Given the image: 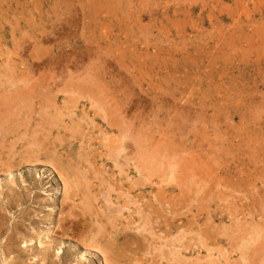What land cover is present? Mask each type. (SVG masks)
<instances>
[{
    "label": "rangeland",
    "instance_id": "obj_1",
    "mask_svg": "<svg viewBox=\"0 0 264 264\" xmlns=\"http://www.w3.org/2000/svg\"><path fill=\"white\" fill-rule=\"evenodd\" d=\"M0 70V264H264V0H0Z\"/></svg>",
    "mask_w": 264,
    "mask_h": 264
},
{
    "label": "bare ground",
    "instance_id": "obj_2",
    "mask_svg": "<svg viewBox=\"0 0 264 264\" xmlns=\"http://www.w3.org/2000/svg\"><path fill=\"white\" fill-rule=\"evenodd\" d=\"M20 34H21V33H20ZM21 40H22V39H21ZM16 45H17V44H16ZM31 45H32V44H31ZM17 46H18V45H17ZM4 64H5V63H4ZM10 65H11V64H10ZM5 67H7V66H5ZM5 67H4V68H5ZM10 67H13V68H14V66H10ZM2 68H3V66H2ZM4 68H3V69H4ZM12 70H13V69H12ZM0 71H1V70H0ZM7 71H8V70H7ZM7 71H6V73H8ZM13 71H14V70H13ZM13 71H11V73H13V74H11V75L15 76V74H14ZM6 73H5V75H7ZM0 75H1V74H0ZM5 75H4V77H5ZM8 75H10V74H8ZM16 75H17V74H16ZM219 75H220V73H219ZM220 76H221V75H220ZM7 78H8V76H7ZM9 78H10V77H9ZM15 78H16V77H15ZM22 78H23V77H22ZM219 78H220V77H219ZM4 79H5V78H4ZM12 79H14V77H13ZM27 79H28V78H27ZM19 80H20V79H19ZM23 80H24V79H23ZM2 81H3V80H2ZM20 81H22V80H20ZM26 81H27V80H26ZM218 81H219V80H218ZM5 82H6V81H4V82H2V83H5ZM8 82H9V80H8ZM12 82H13V81H12ZM9 83H10V82H9ZM20 83H21V82H20ZM218 83H220V82H218ZM218 83H217V84H218ZM33 84H34V83H33ZM2 85H3V84H2ZM11 85H14V86H15L14 83L11 84ZM223 85H224V83H223ZM217 86L219 87V85H217ZM217 86H216V87H217ZM8 87H9V86H8ZM220 87H221V86H220ZM1 88H2V87H1ZM3 88H4V87H3ZM5 88H6V87H5ZM3 90H4V89H3ZM221 90H222V88H221ZM215 91H216V90H215ZM224 91H225V90H224ZM216 92H219V91H216ZM15 93H16V92H15ZM219 93H220V92H219ZM223 93H224V92H223ZM216 95H217V94H216ZM224 95H225V94H224ZM38 97H39V96H38ZM14 99H16V98H14ZM185 99H186V98H185ZM23 100H24V99H23ZM42 100H43V99H42ZM19 102H20V101H19ZM48 103H49V102H48ZM55 104H56V103H55ZM62 104H63V103H62ZM128 105H129V104H128ZM62 106H63V105H62ZM112 106H114V104H113ZM112 106H111V107H112ZM117 106H118V105H117ZM20 107H21V106H20ZM23 107H24V106H23ZM45 107H46V106H45ZM107 107H108V106H107ZM115 107H116V105H115ZM51 108H52V107H51ZM91 108H92V107H91ZM125 108H126V107H125ZM49 109H50V108H49ZM118 109H119V108H118ZM13 110H14V109H13ZM20 110H21V109H20ZM23 110H24V109H23ZM60 110H61V109H60ZM65 110H66V109H65ZM112 110H113V109H112ZM123 110H124V108H123ZM101 111H102V109H101ZM126 111H127V109H126ZM10 112H12V111H10ZM4 113H5V112H4ZM32 113H33V112H32ZM6 114H7V113H6ZM181 114H182V113H181ZM63 115H65L64 112H63ZM120 115H121V114H120ZM6 116H10L9 113H8V115H6ZM12 116H13V115H12ZM18 116H19V115H18ZM21 116H22V115H21ZM45 117H46V116H45ZM108 117H109V115H108ZM28 119H29V118H28ZM83 119H84V118H83ZM90 119H91V118H90ZM105 119H106V118H105ZM110 119H111V118H110ZM123 119H124V118H123ZM0 120H1V119H0ZM107 120H108V119H107ZM15 121H16V120H15ZM22 121H23V120H22ZM42 121H43V120H42ZM55 121H56V120H55ZM90 121H91V120H90ZM90 121H89V122H90ZM108 121H109V120H108ZM113 121H114V120H113ZM113 121H112V122H113ZM130 121H131V120H130ZM23 122H24V121H23ZM53 122H54V121H53ZM114 122H115V121H114ZM114 122H113V123H114ZM18 123H19V122H18ZM25 123H26V122H25ZM48 123H49V122H48ZM139 123H140V122H139ZM12 124H13V123H12ZM14 124H15V123H14ZM26 124H27V123H26ZM28 124H30V123H28ZM106 124H107V122H106ZM2 125H3V124H2ZM114 125H115V124H114ZM0 126H1V125H0ZM10 126H11V125H10ZM23 126H28V125H25V124H24ZM32 126H33V125H32ZM102 126H103V125H102ZM106 126H107V125H106ZM12 127H13V129L15 130L14 125H12L10 128H12ZM122 127H123V126H122ZM125 127H126V126H125ZM144 127H145V126H144ZM7 128H9V126H8ZM26 128H27V127H26ZM29 128H30V127H29ZM31 128H33V127H31ZM36 128H37V127H36ZM38 128H39V127H38ZM59 128H60V127H59ZM101 128H103V127H101ZM4 129H5V128H3V126H2V129L0 128V134H1V132H2ZM34 129H35V126H34ZM34 129H33L32 132H34ZM73 129H74V128H73ZM107 129H108V127H107ZM111 129H112V128H111ZM105 130H106V129H105ZM7 131H8V130H7ZM10 131H11V133H12V132L14 133V131H12V130H10ZM37 131H38V130H37ZM103 131H104V130H103ZM114 131H115V130H114ZM129 131H130V130H129ZM91 132H92V131H91ZM123 132H124V131H123ZM123 132H122V134H123ZM3 133H6V131L3 132ZM35 133H37V132H34L33 134H35ZM95 133H96V132H95ZM97 133H98V132H97ZM113 133H115V132H113ZM24 134H25V133H24ZM39 134H40V133H39ZM91 134H92V133H91ZM101 134H102V133H101ZM2 135H4V134H2ZM6 135H7V134H6ZM115 135H116V134H115ZM28 136H29V135H28ZM30 136H31V135H30ZM91 136H92V135H91ZM136 136H137V135H136ZM143 136H144V135H143ZM143 136H142V137H143ZM8 137H9V136H8ZM115 137H116V136H115ZM134 137H135V136H134ZM142 137L140 136V138H142ZM5 138H7V137H5ZM35 138L37 139L38 137H36V135H35ZM35 138H34V140H35ZM101 138H102V137H101ZM128 138H129V136H128ZM28 139H30V138H28ZM28 139H27V140H28ZM31 139H32V136H31ZM110 139H112V138H110ZM115 139L117 140V138H115ZM16 140H17V139H16ZM34 140H32V141H34ZM38 140H39V139H38ZM38 140H37V141H38ZM137 140H138V139H137ZM28 141H29V140H28ZM32 141H31V144H33ZM89 141H91V140H89ZM109 141H110V140H109ZM113 141H114V140H113ZM118 141H119V140H118ZM118 141H117V142H118ZM128 141H129V140H128ZM142 141H143V140H142ZM29 142H30V141H29ZM29 142H28V143H29ZM34 142H35V141H34ZM38 142H39V141H38ZM41 142H42V144H43L44 141H41ZM41 142H40V144H41ZM84 142H85V141H84ZM115 142H116V141H115ZM130 142H131V141H130ZM134 142H135V141H134ZM35 143L38 145L37 142H35ZM91 143H92V141H91ZM107 143H108V142H107ZM110 143H111V142H110ZM118 143H119V142H118ZM137 143H138V142H137ZM146 143H147V142H146ZM146 143H144V144H146ZM7 144H8V143H7ZM87 144H88V143H87ZM87 144L84 145V146H87ZM115 144H116V143H115ZM139 144H140V142H139ZM141 144H142V143H141ZM0 145H1V143H0ZM10 145H11V144H10ZM10 145H9V146H10ZM88 145H91V144H88ZM132 145H133V144H132ZM134 145H135V143H134ZM27 146H28V145H27ZM33 146H35V145H32V147H33ZM43 146H44V145H43ZM43 146H41V147H43ZM99 146H100V145H99ZM101 146H102V145H101ZM109 146H110V145H109ZM117 146H118V145H117ZM119 146H121V144H119ZM122 146H123V145H122ZM139 146H140V145H139ZM139 146H138V148L140 149L141 146H140V147H139ZM1 147H2V146H1ZM35 147H36V146H35ZM37 147L39 148L40 145L37 146ZM147 147H148V146H147ZM88 148H89V146H88ZM90 148H91V147H90ZM130 148H131V147H130ZM134 148H135V147H134ZM151 148H152V147H151ZM30 149H31V148H30ZM42 149H44V148H42ZM42 149H41V150H42ZM84 149H85V147H84ZM117 149H118V148H117ZM139 149H138V153H139ZM6 150H7V149H6ZM26 150H28V148H27ZM32 150H33V149H32ZM39 150H40V149H39ZM39 150H37V152H38ZM41 150H40V151H41ZM91 150H92V148H91ZM91 150H90V151H91ZM118 150H119V149H118ZM118 150H117V151H118ZM156 150H157V148H156ZM0 151H1V150H0ZM30 151H31V150H30ZM43 151H46V150H43ZM43 151H42V152H43ZM79 151H80V150H79ZM86 151H87V150H86ZM104 151H105V150H104ZM135 151H136V150H135ZM135 151H134L133 153H135ZM24 152H25V151H24ZM32 152H33V151H32ZM42 152H41V153H42ZM87 152H89V151H87ZM94 152H95V151H94ZM128 152H130V151L128 150ZM131 152H132V151H131ZM145 152H146V151H145ZM20 153H21V152H20ZM30 153H31V152H30ZM76 153H77V152H76ZM79 153H80V152H79ZM143 153H144V152H143ZM150 153H151V152H150ZM35 154H36V152H35ZM85 154H86V152H85ZM139 154H140V153H139ZM24 155H25V153H24ZM24 155L21 154V157L24 156ZM39 155H40V153H39ZM59 155H60V154H59ZM75 155H76V154H75ZM80 155H84V151H83V154H80ZM113 155H114V154H113ZM129 155H130V154H129ZM132 155H133V154H132ZM135 155H136V153H135ZM141 155H142V154H141ZM147 155H148V154H147ZM14 156H15V155H14ZM19 156H20V155H19ZM25 156H27V155H25ZM60 156H61V155H60ZM90 156H91V155H90ZM98 156H99V155H98ZM143 156H144V154L142 155V161H143ZM149 156H151V155H149ZM6 157H7V156H6ZM28 157H29V156H28ZM32 157H33V155H32ZM37 157H38V156L34 157V159L36 158L35 160H36V161H37V160L39 161L40 158L37 159ZM81 157H83V156H81ZM125 157H126V155H125ZM132 157H133V156H132ZM140 157H141V156H140ZM152 157H153V156H152ZM0 158H1V157H0ZM23 158H24V157H23ZM29 158H31V155H30ZM63 158H64V157H63ZM83 158H84V157H83ZM96 158H97V157H96ZM130 158H131V157H129V158L127 157V159H130ZM133 158H134V157H133ZM145 158H146V157H145ZM148 158H149V157H148ZM148 158H147V160H148ZM190 158H191V157H190ZM1 159H2V158H1ZM10 159H11V158H10ZM10 159H9V160H10ZM12 159H13V158H12ZM19 159H20V158H19ZM27 159H28V158H27ZM50 159H51V158H50ZM64 159H65V158H64ZM69 159L71 160V158H69ZM79 159L81 160V158H79ZM140 159H141V158H140ZM16 160H17V159H16ZM32 160H33V159H32ZM56 160H57V159H55V161H56ZM59 160L61 161V159H59ZM89 160H90V158H89ZM115 160H116V157H115ZM136 160H137V159H136ZM155 160H156V159H155ZM5 161H6V160H5ZM11 161H12V160H11ZM14 161H15V160H14ZM14 161H13V163H15ZM23 161L25 162V160H23ZM44 161H45V160H44ZM55 161H53V162L55 163ZM57 161H58V160H57ZM66 161H67V160H66ZM66 161H65V162H66ZM98 161H99V159H98ZM101 161H102V160H101ZM106 161H107V160H106ZM117 161H118V160H117ZM138 161H139V160H138ZM145 161H146V160H145ZM8 162H9V161H7V163H8ZM28 162H31V161H29V159H28ZM28 162H26V163H28ZM50 162H51V160H50ZM111 162H112V161H111ZM143 162H144V161H143ZM146 162H147V164H148V163H150L151 161L149 162V160H148V161H146ZM10 163H11V162H10ZM32 163H33V162H32ZM63 163H64V161H63ZM68 163H69V162H67V164H68ZM87 163H88V160H87ZM113 163H114V161H113ZM136 163H137V162H136ZM144 163H145V162H144ZM193 163H194V162H193ZM2 164H3V162H2ZM29 164H30V163H29ZM73 164H74V163H73ZM102 164H103V163H102ZM117 164H118V163H117ZM117 164H116V165H117ZM119 164H120V162H119ZM0 165H1V164H0ZM12 165H13V164H12ZM19 165H20V163H19ZM19 165H18V166H19ZM53 165H54V164H53ZM55 165H58V164L55 163ZM60 165H61V164H60ZM63 165H64V164H63ZM88 165H90V164L88 163ZM120 165H121V164H120ZM126 165H128V164H126ZM148 165H149V164H148ZM148 165H147V166H148ZM10 166H11V165H10ZM13 166H16V165H13ZM76 166H77V165H76ZM76 166H75V167H76ZM80 166H81V165H80ZM106 166H107V165H106ZM113 166H114V164H113ZM122 166H123V165H122ZM128 166H129V165H128ZM139 166H140V165H139ZM147 166H146V168H147ZM0 167H1V166H0ZM8 167H9V166L7 165V169H9ZM51 167H52V166H51ZM57 167H59V166H57ZM60 167H61V166H60ZM60 167H59V168H60ZM66 167H67V166H66ZM91 167H92V166H91ZM116 167H117V166H116ZM124 167L128 168L127 166H124ZM140 167H141V166H140ZM142 167H143V165H142ZM142 167H141V169H142ZM13 168H14V167H13ZM77 168H78V167H77ZM79 168H80V167H79ZM103 168H104V164H103ZM117 168H119V167H117ZM126 168H125V169H126ZM129 168H130V167H129ZM144 168H145V166H144ZM144 168H143L142 170H144ZM60 169H61V168H60ZM115 169H116V168H115ZM119 169H120V168H119ZM141 169H140V170H141ZM197 169H198V168H197ZM84 170H85V168H84ZM104 170H105V168H104ZM113 170H114V169H113ZM123 170H124V168H123ZM134 170H135V169H134ZM138 170H139V169H138ZM146 170H147V169H146ZM86 171H87V169H86ZM127 171H128V170H127ZM144 171H145V170H144ZM60 172H61V171H60ZM64 172H65V171H64ZM78 172H79V171H78ZM92 172H93V170H92ZM105 172H106V170H105ZM114 172H115V171H114ZM114 172H112V173H114ZM119 172H120V171H119ZM122 172H124V171H122ZM128 172H129V171H128ZM131 172H132V171H131ZM133 172H134V171H133ZM139 172H140V171H139ZM139 172H138V173H139ZM83 173H84V172H83ZM96 173H97V172H96ZM108 173H109V172H108ZM112 173H111V174H112ZM141 173H142V171H141ZM60 174H61V173H60ZM64 174H66V172H65ZM88 174H89V173H87V175H88ZM101 174H102V173H101ZM145 174H146V173H145ZM58 175H59V174H58ZM61 175H62V174H61ZM66 175H67V174H66ZM68 175H69V174H68ZM68 175H67V178H70V177H68ZM83 175H84V174H83ZM85 175H86V174H85ZM89 175H90V174H89ZM89 175H88V176H89ZM99 175H100V173H99ZM117 175H118V174H117ZM126 175H127V174H126ZM129 175H130V174H129ZM207 175H208V174H207ZM207 175H206V176H207ZM71 176H72V175H71ZM79 176H80V175H79ZM88 176H86V177H88ZM93 176H94V174H93ZM95 176H96V174H95ZM100 176H101V175H100ZM100 176H99V177H100ZM111 176H113V175H111ZM124 176H125V175H124ZM144 176H145V175H143V177H144ZM72 177H73V176H72ZM77 177H78V175H77ZM77 177H75V178L77 179ZM84 177H85V176H84ZM86 177H85V178H86ZM89 177H90V176H89ZM109 177H110V176H109ZM109 177H108V174H107V178H109ZM119 177H120V176H119ZM121 177H122V176H121ZM129 177H130V176H129ZM141 177H142V176H141ZM202 177H203V176H202ZM60 178H62V177H60ZM64 178H66V177H64ZM64 178H63V179H64ZM91 178H92V176H91L89 179H91ZM94 178H95V177H94ZM113 178H114V177H113ZM113 178H112V179H113ZM117 178H118V177H117ZM208 178H209V177H208ZM76 179H73V180H75V181L78 183V181H77L78 179H77V180H76ZM102 179H103V178H102ZM126 179H127V178H126ZM134 179H135V178H134ZM191 179H192V178H191ZM220 179H221V178H220ZM64 180H65V179H64ZM68 180H69V179H68ZM79 180H80V178H79ZM91 180H93V179H91ZM104 180H105V179H104ZM119 180H120V179H119ZM198 180H199V179H198ZM61 181H62V180H61ZM82 181H84V180H82ZM82 181H79V182H81V183L83 184ZM87 181H88V179H87ZM96 181H97V180H96ZM108 181H110V179H109ZM111 181H112V180H111ZM137 181H139V180H137ZM145 181H146V180H145ZM62 182H64V181H62ZM92 182H94V181H92ZM100 182H101V181H100ZM102 182H103V181H102ZM118 182H119V181H118ZM133 182H135V180H134ZM202 182H203V181H202ZM72 183H73V181H72ZM72 183H70V184H72ZM81 183H80V185H81ZM88 183H89V181H88ZM88 183H86V184L88 185ZM111 183H112V182H111ZM114 183H115V182H114ZM119 183H120V182H119ZM135 183H136V182H135ZM135 183H134V185H135ZM101 184H103V183H101ZM109 184H110V183H109ZM125 184H126V183H125ZM142 184H144V182H142ZM65 185H66V184H64V186H65ZM75 185H78V184L75 183ZM83 185H84V184H83ZM91 185H92V184H91ZM104 185L106 186V184H104ZM117 185H118V184H117ZM159 185H160V184H159ZM66 186H67V185H66ZM66 186H65V187H66ZM72 186H73V185H72ZM94 186H95V185H94ZM119 186H120V185H118L117 188H118ZM140 186H141V185H140ZM142 186H143V185H142ZM145 186H146V185H145ZM78 187H80V186L78 185ZM81 187H83V186L81 185ZM81 187H80V188H81ZM87 187H88V186H87ZM108 187H109V185H108ZM113 187H115V186H113ZM121 187H122V184H121ZM125 187H126V186H125ZM130 187H131V186H130ZM134 187H135V186H134ZM90 188H93V187L90 186ZM101 188H102V187H101ZM110 188H111V187H110ZM131 188H133V187H131ZM135 188H136V187H135ZM144 188H145V187H144ZM66 189H67V187H66ZM66 189H65V190H66ZM74 189H75V188H74ZM76 189H77V188H76ZM125 189H126V188H125ZM138 189H139V188H138ZM145 189H147V188H145ZM171 189H172V188H171ZM202 189H203V188H202ZM67 190H68V189H67ZM77 190H78V189H77ZM80 190H81V189H80ZM103 190H104V189H103ZM112 190H113V189H112ZM112 190H111V191H112ZM114 190H115V189H114ZM128 190H129V188H128ZM128 190L126 191L127 193H129ZM195 190H196V189H195ZM72 191H73V190H72ZM81 191H82V190H81ZM95 191H96V190H95ZM108 191H109V190H108ZM123 191H124V190H123ZM136 191H137V190H136ZM173 191H174V190H173ZM76 192H77V191H76ZM84 192H85V190H84ZM84 192H81V193H82L83 195H85L86 193L84 194ZM120 192H121V191H120ZM132 192H133V191H132ZM138 192H139V191H138ZM143 192H144V191H143ZM66 193H68V192H66ZM79 193H80V192H79ZM81 193H80V195H82ZM101 193H102V192H101ZM110 193H111V192H109V194H110ZM170 193H171V192H170ZM173 193H174V192H173ZM64 194H65V193H64ZM73 194H74V193H73ZM92 194H93V193H92ZM112 194H113V193H112ZM134 194H135V192H134ZM78 195H79V194H78ZM99 195H103V194H100V193H99ZM113 195H114V194H113ZM119 195H120V193H119ZM128 195H130V194H128ZM135 195H137V193H136ZM142 195H143V194H142ZM162 195H163V194H162ZM167 195H168V194H167ZM216 195H217V194H216ZM74 196H75V195H74ZM105 196H106V195H105ZM107 196H108V195H107ZM110 196H111V195H110ZM132 196H133V195H132ZM140 196H141V195H140ZM140 196H139V197H140ZM160 196H161V195H160ZM173 196H174V195H173ZM76 197H77V195L75 196V198H76ZM82 197H83V196H82ZM87 197H88V196H87ZM135 197H136V196H135ZM147 197H148V196H147ZM166 197H168V196H166ZM175 197H176V196H175ZM175 197H174V198H175ZM224 197H225V196H224ZM99 198H100V197H99ZM125 198H126V196H125ZM137 198H138V196H137ZM137 198H135V199H137ZM155 198H156V196H155ZM161 198H163V197H161ZM174 198H173V199H174ZM65 199H66V198H65ZM69 199H70V198H69ZM95 199H96V198H95ZM111 199H112V198H111ZM145 199H146V198H145ZM147 199H148V198H147ZM157 199H158V197H157ZM167 199H168V198H167ZM167 199L165 198V200H167ZM171 199H172V197H171ZM176 199H177V198H176ZM78 200H79V199H78ZM89 200H90V199H89ZM115 200H116V199H115ZM123 200H124V199H123ZM126 200H128V199H126ZM142 200H143V199H142ZM148 200H149V199H148ZM158 200H159V199H158ZM160 200H161V199H160ZM160 200H159V201H160ZM169 200H170V199H169ZM169 200H168V201H169ZM70 201H71V199H70ZM82 201H83V200H82ZM86 201H87V200H86ZM90 201L92 202L93 200H90ZM97 201H98V200H97ZM140 201H141V199H140ZM159 201H158V203H159ZM163 201H164V200H163ZM170 201H171V200H170ZM172 201H173V200H172ZM64 202H65V201H64ZM72 202H74V201H72ZM95 202H96V201H95ZM95 202H94V203H95ZM146 202H147V200H146ZM165 202H167V201H165ZM173 202H174V201H173ZM173 202H172V203H173ZM68 203H69V201H68ZM75 203L78 204V203H77V200H76ZM85 203H86V202H85ZM88 203H89V202H87V204H88ZM125 203H126V202H125ZM125 203L122 202V204H125ZM143 203H144V201H143ZM172 203H171V204H172ZM175 203H176V202H175ZM175 203H174V204H175ZM73 204H74V203H72V205H73ZM80 204H81V203L79 202V206H80ZM99 204H100V203H99ZM128 204H130V202H129ZM137 204H138V203H137ZM141 204H142V203H141ZM144 204H146V203H144ZM168 204H169V203H167V205H168ZM171 204H170V206L173 205V204H172V205H171ZM63 205H64V204H62V207H63ZM82 205H83V204H82ZM82 205H81V206H82ZM97 205H98V203H97ZM104 205H106V204H104ZM117 205H118V204H117ZM142 205H143V204H142ZM162 205H164V204L162 203ZM165 205H166V204H165ZM66 206H67V205H66ZM66 206L64 205L63 209H64ZM70 206H71V205H70ZM85 206H86V205H85ZM88 206H90V205H88ZM93 206H94V205H93ZM114 206H115V205H114ZM133 206H134V205H133ZM135 206H136V204H135ZM147 206H149V205H147ZM100 207H101V206H100ZM119 207H120V205H119ZM152 207H153V206H152ZM103 208H104V207H103ZM106 208H107V207H106ZM108 208L111 209L109 206H108ZM108 208H107V209H108ZM115 208H116V207H115ZM124 208H125V207H124ZM124 208H121V209L123 210ZM126 208H128V207H126ZM130 208H131V206H130ZM138 208H139V207H138ZM170 208H171V207H170ZM74 209H76V208H74ZM88 209H89V211H90V208H89V207H88ZM141 209H142V208H141ZM148 209H150V208H148ZM148 209H147V210H148ZM70 210H71V207H69V212H72V211H70ZM81 210H82V212H84L83 210H85V209H82V207H81ZM81 210H80V211H81ZM100 210H101V208H100ZM142 210H143V209H142ZM170 210H171V209H170ZM65 211H66V210H65ZM87 211H88V210H87ZM102 211H103V210H102ZM108 211H109V210H108ZM114 211H116V210L114 209ZM128 211H129V210H128ZM143 211H145V210H143ZM143 211H142V212H143ZM148 211H149V210H148ZM66 212H67V211H66ZM69 212H68V213H69ZM77 212H78V211H77ZM85 212H86V211H85ZM85 212H84V213H85ZM119 212H120V211H119ZM122 212H123V211H122ZM132 212H133V211H132ZM156 212H157V211H156ZM86 213H89V212H86ZM108 213H109V212H108ZM128 213H129V212H128ZM133 213H134V212H133ZM136 213H137V212H136ZM136 213H135V214H136ZM145 213H148V212H145ZM145 213H143V214H145ZM171 213H172V212H171ZM60 214H61V213H60ZM76 214H77V213H76ZM101 214H102V213H101ZM104 214H106L105 211H104ZM111 214H113V213H111ZM138 214H139V213H138ZM148 214H149V213H148ZM74 215H75V213H74V214L72 213V216H74ZM79 215H80V213H79ZM87 215H88V214H87ZM87 215H85V216H87ZM108 215H109V214H108ZM118 215H119V214H118ZM122 215H123V214H122ZM125 215H126V214H125ZM130 215H131V213L129 214V216H130ZM136 215H137V214H136ZM136 215H135V216H136ZM145 215H146V216H145V218H146V217H147V214H145ZM137 216H138V215H137ZM139 216H140V215H139ZM104 217H106V216H104ZM123 217H124V216H123ZM131 217H132V216H131ZM140 217H141V216H140ZM64 218H65V217H64ZM66 218H67V217H66ZM97 218H98V217H97ZM112 218H113V217H112ZM120 218H121V217H120ZM133 218H134V217H133ZM142 218H143V217H142ZM147 218H148V217H147ZM85 219H86V218H85ZM85 219H84V220H85ZM106 219H107V217H106ZM108 219H109V218H108ZM127 219H128V217H127ZM136 219H137V217H136ZM136 219H135V220H136ZM138 219H139V218H138ZM143 219H144V218H143ZM234 219H235V218H234ZM87 220H88V219H87ZM89 220H90V222H91L92 219H89ZM110 220H111V219H110ZM110 220H109V221H110ZM117 220H118V219H117ZM133 220H134V219H133ZM148 220H149V219H148ZM92 221H93V220H92ZM103 221H104V220H103ZM114 221H115V220H114ZM127 221H128V220H127ZM145 221H146V220H145ZM60 222H61V221H60ZM118 222H119V221H118ZM120 222H121V220H120ZM124 222H125V221H124ZM169 222H170V221H169ZM175 222H176V221H175ZM88 223H89V222H88ZM88 223H87V224H88ZM107 223H108V222H107ZM121 223H123V222H121ZM130 223H131V222H130ZM134 223H135V222H134ZM145 223H147V222H145ZM148 223H149V222H148ZM242 223H243V222H242ZM105 224H106V223H105ZM111 224H112V223H111ZM127 224H128V223H127ZM127 224H125V225H127ZM140 224H142V223H140ZM140 224H139V225H140ZM173 224H174V223H173ZM257 224H258V223H257ZM108 225H109V224H108ZM128 225H129V224H128ZM133 225H134V224H133ZM147 225H148V224H147ZM258 225H259V224H258ZM263 225H264V223H263ZM82 226H83V225H82ZM89 226H91V225H89ZM89 226H88V227H89ZM104 226H105V225H104ZM88 227H87V228H88ZM99 227H101V225H100ZM99 227H98L97 230L101 231V233H102V230H103L104 228L100 229ZM141 227H142V226H141ZM144 227H145V225H144ZM146 227H147V226H146ZM146 227H145V228H146ZM172 227H173V226H172ZM198 227H199V226H198ZM258 227H260V230L263 228V226H262V228H261V225L258 226ZM92 228H93V227H92ZM110 228H111V227H110ZM125 228H126V226H125ZM138 228H139V227H138ZM152 228H153V227H152ZM174 228H175V227H174ZM60 229H61V228H60ZM89 229H90V228H89ZM119 229H121V227H120ZM123 229H124V228H123ZM140 229H141V228H140ZM140 229H137V230H140ZM64 230H65V229H64ZM124 230H126V229H124ZM141 230H142V229H141ZM143 230H144V229H143ZM175 230H176V228H175ZM177 230H179V229H177ZM177 230H176V232H177ZM194 230H195V229H194ZM198 230H199V229H198ZM60 231H61V230H60ZM87 231L90 233V230H87ZM95 231H96V230H95ZM149 231H150V230H149V228H148V231H147V232H149ZM190 231H191V230H190ZM83 232H84V231H83ZM96 232H97V231H96ZM103 232H106V233H107V231H105V230H104ZM126 232H127V231H126ZM129 232H130V231H129ZM144 232H146V231H144ZM144 232H143V233H144ZM188 232H189V231H188ZM196 232H198V231L196 230ZM196 232L194 231V233H196ZM221 232H222V231H221ZM85 233H86V232H85ZM89 233H87V234L89 235ZM101 233L99 232V234H101ZM106 233H105V235H107ZM110 233H111V231H110ZM122 233H124V232H122ZM81 234H82V233H81ZM91 234H93V233H91ZM108 234H109V233H108ZM114 234H115V233H114ZM116 234H117V231H116ZM116 234H115V238H116ZM120 234H121V233H120ZM191 234H192V233H191ZM196 234H197V233H196ZM198 234H199V232H198ZM94 235H96V234H94ZM102 235H103V233H102ZM102 235H101V237L104 236V235H103V236H102ZM110 235H112V234H109V237H108V238L111 237ZM172 235H174V234H172ZM200 235H201V234H200ZM86 236H87V235H86ZM107 236H108V235H107ZM107 236H105V237H107ZM123 236H124V235H123ZM201 236H202V235H201ZM9 237H10V236H9ZM82 237H83V236H82ZM92 237H93V236H92ZM92 237H91V238H92ZM158 237H159V236H158ZM168 237H170V236H168ZM181 237H182V236H181ZM254 237H256V236H254ZM112 238L114 239V237H112ZM119 238H120V237H119ZM131 238H132V237H131ZM131 238H130V239H131ZM170 238H171V237H170ZM199 238H200V237H199ZM204 238H205V237H204ZM204 238H203V241H204ZM160 239H161V238H160ZM195 239H196V237H195ZM81 240H82V239H81ZM92 240H94V238H93ZM97 240H98V239H97ZM114 240H115V239H114ZM117 240H119V239H117ZM158 240H159V238H158ZM178 240H179V239H178ZM178 240H175V242L177 241V242L179 243ZM180 240H181V239H180ZM199 240H200V239H199ZM82 241H83V240H82ZM94 241H95V240H94ZM98 241H99V240H98ZM100 241H101V240H100ZM100 241H99V242H100ZM127 241H128V240H127ZM91 242H92V241H91ZM109 242H110V240H109ZM115 242H116V241H115ZM115 242H114V243H115ZM140 242H141V241H140ZM167 242H170V243H171V241H167ZM173 242H174V240H173ZM196 242H197V241H196ZM201 242H202V240H201ZM112 243H113V242H112ZM129 243H130V242H129ZM159 243H160V242H159ZM97 244H98V243H97ZM101 244H102V243H101ZM109 244H110V243H109ZM109 244H108V245H109ZM116 244H117V243H116ZM120 244H121V243H120ZM214 244H215V242H214ZM93 245H95L94 242H93ZM102 245H104V244H102ZM112 245H113V244H112ZM161 245H162V244H161ZM164 245H165V244H164ZM164 245H163V246H164ZM166 245H167V244H166ZM166 245H165L164 248H166ZM200 245H201V244H200ZM210 245H211V248H212V245H213V244H210ZM210 245H209V246H210ZM109 246H110V245H109ZM109 246L107 247V246L105 245V246H102V247H103L106 251H110V247H109ZM117 246H118V245H117ZM119 246H120V245H119ZM129 246H130V245H129ZM132 246H133V244H132ZM142 246H143V245H142ZM192 246H193V245H192ZM206 246L208 247V245H206ZM206 246H205V248H206ZM85 247H86V246H85ZM117 248H118V247H117ZM177 248H178V247H177ZM177 248H174V250L177 249ZM187 248H188V247H187ZM205 248H204V249H205ZM208 248H210V247H208ZM213 248H214V247H213ZM98 249H99V248H98ZM104 249H103V250L101 249V250L105 252ZM123 249H124V248H123ZM172 250H173V249H172ZM212 250H214V249H212ZM111 251H113V250H111ZM114 251H115V249H114ZM124 251H125V250H124ZM133 251H134V250H133ZM150 251H151V250H150ZM167 251H171V250H167ZM167 251H166V252H167ZM207 251H208V250H207ZM45 252H46V251H45ZM99 252H100V251H99ZM104 252H103V253H104ZM128 252H129L130 255H131V251H128ZM128 252H126V253H128ZM154 252H155V251H154ZM162 252H164V251H162ZM162 252H161V254H162ZM100 253H101V252H100ZM107 253H108V252H107ZM111 253H113V252H111ZM114 253H115V252H114ZM116 253H117V252H116ZM120 253H121V255H122V252H120ZM120 253H119V254H120ZM124 253H125V252H124ZM136 253H137V252H136ZM144 253H145V252H144ZM146 253H147V252H146ZM167 253H169V252H167ZM197 253H198V252H197ZM225 253H226V252H225ZM105 254H106V252H105ZM109 254H110V253H109ZM117 254H118V253H117ZM133 254H134V253H133ZM165 254H166V253H165ZM170 254L172 255L173 253H170ZM178 254H180V253H178ZM178 254H177V255H178ZM198 254H199V253H198ZM201 254H202V253H201ZM106 255H107V254H106ZM110 255H111V254H110ZM113 255H114V254H113ZM115 255H116V254H115ZM115 255H114V256H115ZM121 255H119V256L121 257ZM141 255H142V253H141ZM141 255H140V256H141ZM211 255H212V254H211ZM122 256H123V255H122ZM124 256H125V255H124ZM142 256H143V255H142ZM159 256H160V255H159ZM159 256H158V258H160ZM169 256H170V255H169ZM224 256H225V255H224ZM110 257H111V256H110ZM170 257H171V256H170ZM172 257H173V256H172ZM179 257H180V256H179ZM206 257H207V256H206ZM225 257H226V256H225ZM116 258H117V257H116ZM161 258H162V257H161ZM173 258H174V257H173ZM192 258H193V257H192ZM192 258H191V259H192ZM199 258H200V257H199ZM199 258H197V260H198L197 262H199V260L201 259V258H200V259H199ZM203 258H205V257H203ZM207 258H209V257H207ZM216 258H217V257H216ZM120 260H121V259H120ZM164 260H165V259H164ZM175 260H176V259H175ZM181 260H182V259H181ZM212 260H214L213 257H212ZM240 260H241V259H240ZM107 261H108V260H107ZM152 261H154V260H152ZM187 261H188V260H187ZM189 261H190V260H189ZM109 262H110V261H109ZM109 262H108V263H109ZM115 262H116V261H115ZM167 262H168V261H167ZM192 262H193V264H194V261H192ZM214 262H216V261H214ZM245 262H246V261H245ZM200 263H202L201 260H200ZM207 263H208V260H207ZM118 264H119V263H118ZM174 264H176V263L174 262ZM195 264H196V262H195ZM213 264H214V263H213ZM251 264H252V263H251Z\"/></svg>",
    "mask_w": 264,
    "mask_h": 264
}]
</instances>
